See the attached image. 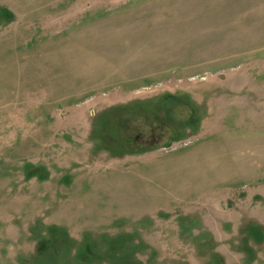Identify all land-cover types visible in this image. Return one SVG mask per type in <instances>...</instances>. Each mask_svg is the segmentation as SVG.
<instances>
[{
    "label": "rangeland",
    "instance_id": "1",
    "mask_svg": "<svg viewBox=\"0 0 264 264\" xmlns=\"http://www.w3.org/2000/svg\"><path fill=\"white\" fill-rule=\"evenodd\" d=\"M0 264H264V0H0Z\"/></svg>",
    "mask_w": 264,
    "mask_h": 264
}]
</instances>
